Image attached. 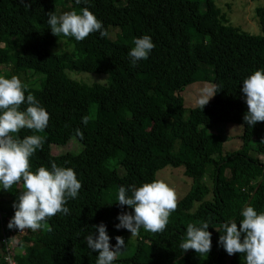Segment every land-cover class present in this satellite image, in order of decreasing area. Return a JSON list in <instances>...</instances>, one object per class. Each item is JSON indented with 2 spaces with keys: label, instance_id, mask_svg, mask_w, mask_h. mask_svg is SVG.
Wrapping results in <instances>:
<instances>
[{
  "label": "trees",
  "instance_id": "1",
  "mask_svg": "<svg viewBox=\"0 0 264 264\" xmlns=\"http://www.w3.org/2000/svg\"><path fill=\"white\" fill-rule=\"evenodd\" d=\"M215 1L70 0L78 14L88 7L109 33L101 38L94 32L76 41L53 35L47 23L48 13L59 16L65 0H0V74L6 68V78L18 76L28 86L25 95L34 94L50 115L44 131L24 128L15 134L45 140L30 157V170L50 169L54 161L72 168L82 183L77 198L65 205L69 214L57 213L41 229L17 236L16 252L29 250L16 256L18 264H96L99 253L87 247L85 237L92 232L98 236L93 226L101 223L113 248L116 236L125 239L113 264H246L244 254L228 255L219 237L224 223L235 220L239 227L244 206L264 212V122L254 127L245 123L248 106L241 91L244 79L264 68V6L256 10L262 30L256 36L230 25L231 6L224 11ZM112 28L120 30L116 40L110 38ZM143 35L151 36L155 47L147 60L132 66L128 53ZM60 41L72 48L70 53L50 51ZM66 71L109 75L111 83L85 86L69 79ZM198 82L214 84V99L203 109H192L186 120L181 93ZM86 115L91 119L84 125ZM216 124L243 126L242 147L227 156L218 154L215 144L221 137L210 131ZM77 128L83 139L75 135ZM73 139L82 145L81 154H53V148ZM169 166L183 167L192 188L163 232L141 227L130 244L132 233L115 226L121 212L134 210L117 203L118 189L157 180V173ZM207 174L212 191L204 182ZM23 190L22 181L10 191L0 190V232L18 230L8 224ZM199 221L210 225L211 251L185 253L179 245L187 224L200 226Z\"/></svg>",
  "mask_w": 264,
  "mask_h": 264
},
{
  "label": "clouds",
  "instance_id": "2",
  "mask_svg": "<svg viewBox=\"0 0 264 264\" xmlns=\"http://www.w3.org/2000/svg\"><path fill=\"white\" fill-rule=\"evenodd\" d=\"M88 0H84L87 4ZM77 4L81 0H76ZM47 23L52 34L59 37H74L82 41L90 34L99 32L100 37H108V30L101 21L84 7L81 13L76 11L65 12L57 16L55 12L48 13ZM134 46L128 55L132 66L140 60H147L155 44L151 36L143 35L135 38ZM27 85L22 83L18 76L6 78L0 76V185L7 190L23 182V191L18 195V201L12 206L15 214L8 224L9 229H26L37 231L44 222L57 213L69 214L65 205L69 199H75L82 183L78 180L72 168L58 166L54 161L51 168L40 166L32 171L30 157L37 149L43 148L45 142L40 135H29L20 139L15 134L27 128L35 132L44 131L49 123L50 115L41 106L34 94L25 95ZM248 111L243 119L247 125L254 127L258 122H264V68L254 71L244 79L242 84ZM213 89L203 88L197 100L203 109L211 98ZM26 105L25 110L21 106ZM90 115L82 117V123L87 125ZM75 135L83 139L84 133L75 129ZM121 207L129 206L134 212H121L117 219V229H127L132 237L138 235L143 227L152 233L163 232L168 224L170 214L178 207V196L173 187L163 180H153L137 187L120 186L118 202ZM242 219L223 224V233L219 243L228 255L244 254L246 264H264V212L258 213L250 205L244 206L241 212ZM188 223L186 238L180 243V248L186 253L194 250L197 254H209L212 248V233L209 223L205 221ZM98 229V236L93 232L85 239L87 247L92 252H98L96 264H113L118 253L125 247V239L116 236L115 248L110 244L107 226L103 223L94 225Z\"/></svg>",
  "mask_w": 264,
  "mask_h": 264
},
{
  "label": "rangeland",
  "instance_id": "3",
  "mask_svg": "<svg viewBox=\"0 0 264 264\" xmlns=\"http://www.w3.org/2000/svg\"><path fill=\"white\" fill-rule=\"evenodd\" d=\"M119 4H125V0H118ZM216 5L223 9L224 11H228L227 7L231 6L230 13V25L234 27H240L243 31L248 32L252 35H262V30L260 24L258 22V18L256 16V10L260 7L264 6V0H216ZM75 11L72 8V4L70 0H65L64 4L61 8H59V16L64 14L65 12ZM120 30L118 28H112L110 33V38L112 40H116ZM3 46H0V49ZM72 48L68 47L65 41H60L57 46L52 47L50 51L54 54H68L70 53ZM66 76L85 86H103L108 87L111 83V76L102 75V74H93L87 72H75V71H66ZM9 75V70L6 68L1 69L0 76L7 77ZM34 78V77H33ZM39 88L40 85L35 86ZM213 89L214 95V84L212 82H198L188 86L183 93H181L182 98L184 99L185 113L184 118L189 120L190 111L195 107L199 106L197 100L203 88ZM213 98L210 99L212 101ZM213 134L219 135L221 137V142L215 144L216 152L219 154L223 153V156H227L232 154L233 152L239 150L242 147V140L244 137V127L234 124H216L210 130ZM264 145V141H263ZM83 147L78 142L77 139H73L67 146L64 147H55L53 148L54 155H79L82 153ZM218 154L215 158H218ZM264 159V156H261ZM119 174H122V169H115ZM156 178L159 180H163L168 183L171 187H173L178 196V202L184 198L192 188V180L188 178L184 173V168H173L166 167L159 171L156 175ZM204 182L212 191L214 183L210 178V175L204 179ZM212 198V193H210L206 200H210ZM199 204H195L193 208V212L197 210ZM1 234L2 231L0 232ZM26 234V233H25ZM27 235V234H26ZM24 237L25 235H21ZM21 237V238H22ZM136 239V236H129L128 242L132 244ZM26 250V251H25ZM25 255H28L29 250L25 249ZM231 257L227 258V262L229 263Z\"/></svg>",
  "mask_w": 264,
  "mask_h": 264
},
{
  "label": "built area",
  "instance_id": "4",
  "mask_svg": "<svg viewBox=\"0 0 264 264\" xmlns=\"http://www.w3.org/2000/svg\"><path fill=\"white\" fill-rule=\"evenodd\" d=\"M25 233L26 230H24L23 232H20L19 230H15L9 234L3 233L1 245L4 248L3 250L4 253L2 257H0V264H18L16 256L18 254H21L22 256H26L25 249H24L25 251L22 250L20 253H18L16 252V248H15L17 236L26 235Z\"/></svg>",
  "mask_w": 264,
  "mask_h": 264
},
{
  "label": "water",
  "instance_id": "5",
  "mask_svg": "<svg viewBox=\"0 0 264 264\" xmlns=\"http://www.w3.org/2000/svg\"><path fill=\"white\" fill-rule=\"evenodd\" d=\"M4 251H3V247L0 245V254H3Z\"/></svg>",
  "mask_w": 264,
  "mask_h": 264
}]
</instances>
